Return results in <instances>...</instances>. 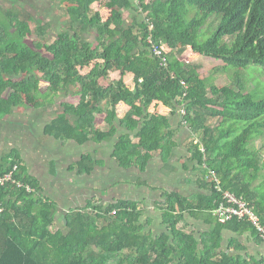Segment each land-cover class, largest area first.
Listing matches in <instances>:
<instances>
[{"label":"trees","instance_id":"16d2710c","mask_svg":"<svg viewBox=\"0 0 264 264\" xmlns=\"http://www.w3.org/2000/svg\"><path fill=\"white\" fill-rule=\"evenodd\" d=\"M101 1L72 0L66 7L65 29L48 45L51 58L42 53V44L33 49L26 43L33 31L25 16L7 11L0 16V114L11 116L21 106L43 110L50 118L43 128L45 137L65 147L69 142L79 147L112 142L110 158L118 168L145 173L156 156L165 164L173 157L177 142L170 120L183 110L180 125L188 126L192 138L200 137L191 141L187 161L203 169L202 187L210 188L212 196L162 193L167 233L158 237L147 231L152 221H143L141 203L133 200H89L64 215L66 233L54 231L58 203L44 196L40 179L28 173L18 149L5 155L0 150V178L13 172L21 184L0 185V264H264V258L249 256L238 239L222 250L224 230L251 232L262 241L247 222L220 224L213 217L221 195L208 181L215 174L223 191L245 198L264 222V198L254 193L262 165L252 147L263 134L264 101L246 92L242 76L252 65L264 68V0H104L106 20L99 12L92 14V6ZM129 8L138 9L144 20L134 17L124 24L122 10ZM213 15L220 18L218 28L202 41L201 31ZM47 28H37L40 38H46ZM84 32L96 35L95 48ZM150 41L165 52L167 67L151 53ZM188 49L223 62L224 71L235 70L237 88L207 90L197 68L180 61ZM112 72L131 74L135 89L121 80L102 87L100 81ZM42 82L55 95L53 102L72 97L78 102L63 101L47 110ZM199 83L204 88L194 89ZM120 103L128 110L118 119ZM160 105L170 109V115L155 109ZM101 114L106 115L104 129L96 121ZM99 164L88 154L69 170L91 175ZM189 164H183L185 170ZM184 213L205 214L212 229L199 236L184 233L177 228Z\"/></svg>","mask_w":264,"mask_h":264},{"label":"rangeland","instance_id":"374dc122","mask_svg":"<svg viewBox=\"0 0 264 264\" xmlns=\"http://www.w3.org/2000/svg\"><path fill=\"white\" fill-rule=\"evenodd\" d=\"M71 3L72 0H0V16L3 18V13L5 11L18 12L21 13L22 16H25L33 31V34L29 36L26 43L33 49H36L37 43L42 44V53L45 57L51 58L48 45L53 43L58 33L65 29V24L69 20L66 7ZM96 12H99L104 20L107 19L109 11L104 8V0L92 6V14ZM122 15L124 24L131 23L134 17H137L140 22L145 18V15L135 8L122 10ZM215 17L216 16L213 15L208 20L207 25L202 29V41L207 40L217 30L220 18L218 21ZM44 25L48 27L47 30H49L46 38L43 39L40 38L36 31L39 26ZM210 26L214 27L211 28L209 32H206L207 27ZM83 37L95 48L97 43L94 33L84 32ZM167 53H169L168 49ZM180 61L197 68L198 74L201 80L205 82L207 90H211L213 87H218L220 89L223 87L237 88L236 82L238 81V77L235 74V70L224 71L225 64L223 62L196 55L190 49L180 57ZM88 72L89 69L83 70L80 72V75L84 76ZM244 72L242 76L246 84V92L256 95L258 101H264V68L252 65ZM120 80L127 88L132 91L135 89L134 77L131 74L121 75L116 72H112L107 79L101 80L100 85L107 88L114 85L116 82H120ZM203 86V84L199 83L194 85L193 88L200 90L204 88ZM47 88L48 84L42 82L41 90L48 102L46 105L47 110L58 108V103L63 101L77 103L79 100V98L74 97L57 98L55 102H53L55 95L48 93L46 91ZM6 94H8V92H6L5 95ZM56 101L58 102L56 103ZM28 102L30 105L35 106V100L29 99ZM155 109L160 112L163 110L167 113L166 115H170V112L164 109L162 105ZM153 110L152 108V111ZM105 116L106 115L103 114L97 116V124L102 129L105 127V125H103ZM121 117L118 116V119ZM180 117V113H177V116L175 115V120L179 122L178 125L181 126L178 129H173L177 131L178 134V137L175 136V140L179 143L184 140L187 147L190 148L191 141L195 138L200 140V137L193 136V139L190 135L188 126L180 125ZM49 121L50 118L46 116L43 110L33 107L25 108V106H21L16 109V112L11 116H3L0 114V149L3 155L8 154L13 149H18L20 152L22 151V154H25L27 160L31 161L29 162L30 165L26 164L27 168L32 169L33 173L39 175L49 186L45 188V195L60 205L56 213L55 223L53 224L55 229L62 230L64 233L67 232L64 215L70 209L78 208L77 206L82 205L81 203L86 204L89 200H98L99 204L110 203L114 199L113 193L115 190L127 187L128 193H132V190L135 191L134 194H132L133 200L138 199L137 201L143 202L147 199L145 203H148L149 207L145 208L146 212L144 214L145 217L152 221V234L154 237H158L164 232L167 233V228L160 223L162 210L160 206L155 207L154 205V203H163L165 199L161 192L155 191H159L161 189L160 186H164L160 181L161 178L158 170L162 169L163 166L167 168H165L166 170L164 173H168L172 170V176H174L175 179L184 178L185 180H189L191 171L182 169L181 164L184 159L178 152L174 150L176 152L174 153L175 156L167 164L158 156L155 161L151 162L152 164L150 163L151 166L148 168L149 171L146 174L140 173L137 168H132L125 174L122 173V175H120V170L117 169L118 166L115 160L110 158L112 142L103 143L101 146L90 142L89 145L84 148L78 147L74 142L67 143L66 147L62 146L61 143L54 138H47L43 135V128ZM211 122L214 125H218L219 123L218 120H212ZM252 147L258 152L260 164L262 165L258 179L254 183V193L258 199H262V196L264 198V130L263 134L254 140ZM181 151L184 155H187V151L183 149H181ZM88 154L92 155L96 161L100 162L91 175L85 174L81 177L77 174V170H69L71 165L76 167L77 163L81 161V157ZM184 164L189 163L184 162ZM189 165L191 166V164ZM196 171L195 178H199L200 181H203V169L198 167ZM119 178L121 180H119ZM122 178L128 182L132 181L135 187L131 189V185L127 183H122V186H119V184L116 185L118 182L123 181ZM87 196L88 199L86 200L85 198Z\"/></svg>","mask_w":264,"mask_h":264},{"label":"crops","instance_id":"0c3cea01","mask_svg":"<svg viewBox=\"0 0 264 264\" xmlns=\"http://www.w3.org/2000/svg\"><path fill=\"white\" fill-rule=\"evenodd\" d=\"M120 105H121V107H120ZM118 106L119 107H116V112H117L118 116L121 117L126 112L128 107L126 105H124L123 103H120ZM118 108H120V109H118ZM164 109H167V108L164 107ZM167 110H168V112H170V109H167ZM161 112L164 113V114H167L163 110H161ZM103 115H105V114H103ZM96 121H97V119H96ZM170 122H171V125H172L173 129H178L179 127H181V126L178 125L179 122H177L175 120V116H171ZM103 125H105L104 121H103ZM177 135L178 134H177V131H176V136ZM196 140H198V139L196 138ZM176 142H177V148H176L175 151L178 152V154L183 157L184 161L182 160L181 167H182L183 170H185L184 169V165H186V164H184V162H188L187 158L189 156L188 147L186 145V142H184V140L180 141V143L178 141H176ZM75 145H76V143H75ZM88 145H89V143H88ZM84 147H82V148H84ZM181 149H183L184 151H187V155H184L182 153ZM175 151L173 152V157L175 156V154H174V153H176ZM20 154H21V157L24 160L25 164H29V162H31L30 160L29 161L27 160V158L25 157L24 153L22 154V151L20 152ZM157 157L158 156H156L151 162L155 161V159ZM172 158L167 163H169L172 160ZM151 164L148 166V168H150ZM196 166H197V164L195 163L194 165H191L188 169H186L188 171H191L190 172L191 176L189 177V180H185L184 178L175 179V177L172 176L173 175V173H172L173 171L172 170H170L171 172L169 171L168 173H164L165 170L167 169L164 166L162 167V169H158L159 170V176L161 178L160 181H161L162 185H164V186H160L161 189L159 191H155V192H161V193L174 192V193H177V194H179V195H181V196H183L185 198H193L195 196L211 197L212 196V191L210 190V188H206L205 186L202 187L203 183H201L200 179L199 178H197V179L195 178L196 177L195 174L197 173V171H196L197 167ZM148 168H147V171L144 174L148 173V171H149ZM117 169L120 170V175H122V173L125 174L126 172H128L132 168L128 169V170H125V169H120V168L117 167ZM28 173L31 176L37 177L38 179H40L41 186L43 188V194H44L45 197H47L45 195L46 194V189L45 188L48 185L44 182L43 179H41V177L39 175H37L36 173H33L32 169L29 168L28 169ZM124 177H125V175H124ZM119 180H121V179L119 178ZM122 180L125 181V182L121 181V182H118L116 185L119 184V186H122V183H127L128 185H131V189H133L135 187V185L132 183V181L128 182L127 180H124V178H122ZM118 190H119V192H118ZM134 192L135 191L132 190V193H128L127 192V187H125L124 189L119 188V189L114 191V193H113L114 199L113 200H127V201H131V200H133L132 194H134ZM122 193H128L129 195L128 194H122ZM87 195H88V192H87ZM85 199L87 200L88 196ZM137 200L138 199H135L133 201H137ZM146 201H147V199H145L143 202L138 201V202L141 203L140 208H143L144 213L146 212L145 208L149 207L148 203H145ZM81 204L82 205L77 206V207L78 208H82V207H84L86 205L85 203H81ZM161 204L162 203H154L155 207H158ZM58 206L60 207V205H58ZM204 215L205 214H202V213H197V215H195V214L191 215V214H188V213H184L183 214V219L178 223L177 228L179 230L183 231L186 234H193L195 236H199L201 233L207 232V231L212 229V226L207 222V220L205 219ZM146 219H148V218L145 217V214H144L143 215V221H145ZM160 223H162V215H161ZM152 226H153V224H151L149 226V228L147 229V231L150 232V233L153 232V229H152L153 227ZM52 230L56 231L58 229H55V226H53ZM222 238H223V246H222V250L223 251L227 250L229 248V244H230L231 239L235 238V239H238L239 243L242 244V246H244L246 248L247 253L249 254V256H251V257H253L255 259L264 258V243L257 241L256 237L251 232H245L244 234H237V233H234V232H232L230 230H224L222 232ZM234 255H236V256H245V252H232L231 256H234Z\"/></svg>","mask_w":264,"mask_h":264},{"label":"built area","instance_id":"2783aa9c","mask_svg":"<svg viewBox=\"0 0 264 264\" xmlns=\"http://www.w3.org/2000/svg\"><path fill=\"white\" fill-rule=\"evenodd\" d=\"M152 28L153 27H150V30H152ZM151 46V53L154 57L161 60L163 65L167 67L168 61L165 57V52L158 49L157 46L152 43ZM181 86H183L186 90L188 88L184 83L181 84ZM180 114H185V111L180 110ZM202 152H204L203 149ZM16 169L17 167H15L14 171H16ZM208 181L214 184L215 189L221 195L217 207L211 212L213 217L216 218L220 224H227L234 220L247 222L264 243V222L262 217L255 211L254 207L245 198L239 197L228 191H223L220 180L215 174L212 173V175L208 177ZM8 182L15 183L18 187H21V184L13 179V172L3 178H0V185H4ZM27 189L28 191H31V188L27 187Z\"/></svg>","mask_w":264,"mask_h":264}]
</instances>
